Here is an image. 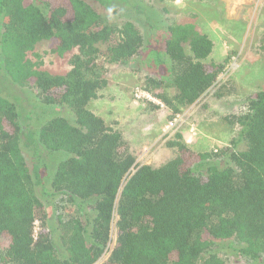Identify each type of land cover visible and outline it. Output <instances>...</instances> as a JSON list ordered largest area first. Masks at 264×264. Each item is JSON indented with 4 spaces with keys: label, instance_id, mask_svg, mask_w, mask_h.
Segmentation results:
<instances>
[{
    "label": "trees",
    "instance_id": "obj_1",
    "mask_svg": "<svg viewBox=\"0 0 264 264\" xmlns=\"http://www.w3.org/2000/svg\"><path fill=\"white\" fill-rule=\"evenodd\" d=\"M130 1L0 0V88L13 100L0 94V264H226L222 241L264 264V91L223 118L239 128L244 150L232 141L194 152L176 134L167 142L176 156L159 167L136 165L121 133L88 109L107 86L102 57L146 73L141 90L170 120L224 70L226 60L208 61L213 44L192 24L152 42L91 5L113 13ZM40 42L53 55L70 54L67 73L51 75L37 54L28 58ZM21 89L43 114H59L32 127V112L21 107L30 100L13 95ZM59 152L68 157L52 164Z\"/></svg>",
    "mask_w": 264,
    "mask_h": 264
},
{
    "label": "rangeland",
    "instance_id": "obj_2",
    "mask_svg": "<svg viewBox=\"0 0 264 264\" xmlns=\"http://www.w3.org/2000/svg\"><path fill=\"white\" fill-rule=\"evenodd\" d=\"M91 5L109 24L120 26L126 21L132 22L144 39L152 42L161 40L169 27L192 24L213 44L208 61L226 60L223 72L212 87L195 104L170 120L168 109H153L149 103L134 98V91L144 88L146 73H133L128 66L109 65L103 57L100 59V65L106 70L107 86L90 102L88 109L121 133L136 165L159 167L173 159L176 149L168 147L167 142L176 134L194 152L231 148L232 141L236 142L235 152L244 150V143L237 141L239 128L229 126L223 118L240 114L249 95L264 91V51L261 49L264 0H131L128 5L117 6L113 13L109 8ZM33 54L41 57L40 69L51 75H64L69 70L70 54L62 57L51 54L47 42L38 43L28 58L33 60ZM26 91L16 90L13 95L30 100L21 107L25 110L24 116L32 112V121L28 122L32 127L37 128L46 117L59 114H43L34 94ZM167 93L171 96L173 91L168 89ZM0 94L11 99L1 88ZM66 157V153L59 152L51 157L52 164ZM217 162L223 164L225 160ZM114 238L113 228L110 249ZM217 246L219 257L226 264H258L239 256L234 242L222 241Z\"/></svg>",
    "mask_w": 264,
    "mask_h": 264
},
{
    "label": "built area",
    "instance_id": "obj_3",
    "mask_svg": "<svg viewBox=\"0 0 264 264\" xmlns=\"http://www.w3.org/2000/svg\"><path fill=\"white\" fill-rule=\"evenodd\" d=\"M134 98L136 100H138V101L151 103V104H154L155 106H158V107H161V108L163 107L159 100H157L154 97H152L151 94H149L147 92H144L142 90H139V89H136L134 91Z\"/></svg>",
    "mask_w": 264,
    "mask_h": 264
}]
</instances>
